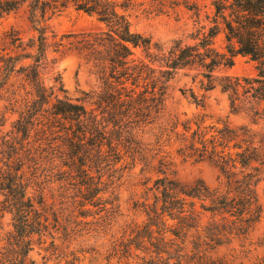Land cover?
I'll list each match as a JSON object with an SVG mask.
<instances>
[{
	"label": "trees",
	"instance_id": "16d2710c",
	"mask_svg": "<svg viewBox=\"0 0 264 264\" xmlns=\"http://www.w3.org/2000/svg\"><path fill=\"white\" fill-rule=\"evenodd\" d=\"M135 1L0 0V19L23 10L31 33L26 41L13 27L0 33V97L12 77H21L30 88V101L13 126L22 139L0 161V211L12 221L3 264H34L27 258L32 237L41 238L51 225L42 198L35 204L23 183L20 151L31 134L27 161L36 166L41 146L52 149L58 161L56 180L72 187L82 218L109 212L110 202L100 196L101 177L115 165L126 162L120 170L140 165L141 172L162 175L154 181L152 190L158 195L152 205L143 206L145 223L113 249L110 256L118 259L117 264L122 260L129 264L132 258L140 264H264V253L252 255L259 245L250 238L263 213L257 186L264 182V132L231 129L225 122H207L205 114H197L184 121L178 133L177 122H166L164 115L167 83L175 71L186 69L199 71L204 91L213 90L217 82L230 114L264 121V0L159 2L158 13L182 8L197 18L206 1L209 10L203 32L191 37L193 43L175 42L159 61L150 58V40L130 29L127 12ZM69 6L93 16L102 29L55 34L50 20ZM133 49H141L143 57H135ZM63 50L90 66L98 92L71 101L55 95L54 86H45L42 72L55 61L48 54ZM236 57L256 63V75L216 80L214 72L233 66ZM188 97L204 109L203 98L192 92ZM154 125L159 134L156 148L151 149L140 134ZM163 137L168 142L174 138L176 153L184 160L214 166L225 179V193H211L202 183L186 188L169 178L173 163L160 155ZM84 207L96 211L80 210Z\"/></svg>",
	"mask_w": 264,
	"mask_h": 264
},
{
	"label": "rangeland",
	"instance_id": "374dc122",
	"mask_svg": "<svg viewBox=\"0 0 264 264\" xmlns=\"http://www.w3.org/2000/svg\"><path fill=\"white\" fill-rule=\"evenodd\" d=\"M166 1L136 0L135 7L127 12L130 29L150 40V58L157 61L168 54L175 42L192 44L191 37L203 32L201 27L206 26L205 15L209 12L206 1L201 3L203 7L197 18L182 8L174 12L164 9V13H158L156 8L159 2ZM49 24L58 36L97 32L102 29L93 16L78 12L71 6L56 13ZM11 27L20 32L24 41L31 36L23 10L0 19V33ZM216 44H220V39H216ZM133 52L135 57H143L141 49H133ZM48 57L55 61L49 62L48 67L42 72V78L46 87H55V95L74 101L81 99L83 94L99 91L98 80L90 66L73 53L63 50L59 54L49 53ZM156 65L155 63L154 66ZM256 73V63L246 58L236 57L233 66L216 70L214 77L216 80L224 76L253 77ZM204 85L205 81L198 70L186 69L175 71L167 83L164 98L165 121L177 122L176 131L178 133L182 132L181 124L197 114H205L207 122H225L231 129L246 127L252 131L264 132V121L253 122L244 113H229L226 95L221 93L217 82L214 89L210 91H204ZM58 88H61L63 92L58 91ZM29 91V86L21 77H12L1 93L0 161H5L6 159L3 158H7L6 155L14 152L11 147H18L15 142L20 143L19 140L22 139L21 134L15 133L13 126L30 101V96L27 94ZM189 92H192L198 99L203 98L205 105L203 110L192 104L188 97ZM84 105L89 109L92 108L89 103H84ZM158 134L157 126L154 125L145 128L140 136L143 143L155 149ZM33 138L31 134L28 140H24L23 147H20L22 163H24L21 169L24 174L23 183L26 195L35 204L39 198H42L51 225L41 238L32 237L27 258L34 264H117L118 259L110 256L113 249L120 242L130 239L131 232L136 227L141 228L145 223L143 206L152 205L154 196L158 195L152 187L154 181L162 178V175L152 170L141 172L140 165L120 170L126 162L115 165L108 172H104L101 177V188L104 191L100 196L110 202L106 206L109 212L82 218L79 217L78 212L80 211L74 203L77 198L72 197V187L56 180L58 161L53 158L52 149L48 146H41L43 152L40 150L38 153L40 159L36 166H32L27 161L30 155L29 143ZM159 143L161 144L160 155L169 156L173 163L168 172L169 178L175 179L186 188L202 183L211 193L218 195L225 193V179L214 166L208 162L194 163L189 159L184 160L176 153L178 143L174 141V138L168 142L163 137ZM153 164H156V160ZM257 194L263 213L261 220L250 234L251 241L259 245L252 255L264 253V182L257 186ZM195 202L196 209L199 210L200 202L197 200ZM88 209L91 212L96 211L91 207H84L80 210ZM54 215L58 219L56 223ZM85 223L91 224L86 225ZM11 231V216L0 211V264H3L1 255L7 250L6 242ZM255 247L252 246V248ZM135 253L139 257L143 256L140 251ZM124 262L126 260H122L119 264H124ZM127 262L140 264L136 258L129 259Z\"/></svg>",
	"mask_w": 264,
	"mask_h": 264
}]
</instances>
